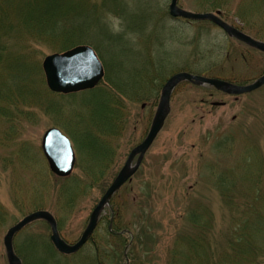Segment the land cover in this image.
I'll list each match as a JSON object with an SVG mask.
<instances>
[{
	"label": "rangeland",
	"instance_id": "rangeland-1",
	"mask_svg": "<svg viewBox=\"0 0 264 264\" xmlns=\"http://www.w3.org/2000/svg\"><path fill=\"white\" fill-rule=\"evenodd\" d=\"M170 3L0 0L7 57L26 59L21 70L0 64V90L21 94L10 118L0 111V264H9L8 230L38 210L56 217L68 243L81 238L131 151L147 137L172 75L242 85L264 75L263 51L211 21L174 18ZM178 4L219 13L264 42V0ZM33 13L77 30L55 41L37 38L23 30ZM75 44L96 49L105 78L80 94L52 92L43 60ZM170 103L141 167L112 197L84 247L61 254L50 225L37 220L15 237L23 264H264V86L235 96L183 82ZM51 128L67 135L77 152L66 178L51 171L43 152Z\"/></svg>",
	"mask_w": 264,
	"mask_h": 264
},
{
	"label": "water",
	"instance_id": "water-1",
	"mask_svg": "<svg viewBox=\"0 0 264 264\" xmlns=\"http://www.w3.org/2000/svg\"><path fill=\"white\" fill-rule=\"evenodd\" d=\"M178 1L171 0L170 4V13L174 18L209 20L224 29L228 35L236 37L264 52L263 41L256 40L230 25L220 17L219 13H195L188 11L181 8L178 5ZM43 68L50 89L54 92L64 94L93 89L105 75L102 62L94 49L88 45L78 46L64 53H55L47 56L43 62ZM182 82L209 85L227 94L242 95L264 86V75L248 85H238L223 79L209 78L189 72H179L173 75L164 86L161 101L147 137L140 145L132 150L125 166L118 173L110 188L91 214L89 225L80 240L75 244H69L62 238L57 219L51 212L47 210L35 211L13 225L4 237L9 264H23L21 258L16 253L14 239L18 232L37 220H45L50 225L52 230L51 241L55 248L63 254H74L88 242L99 223L102 211L110 205V201L115 193L126 182L131 181L132 177L139 170L147 151L154 143L170 114L172 94ZM43 147L51 169L60 177L69 176L72 173L76 161L74 150L69 140L59 130L52 129L46 133L43 140ZM137 156V161L134 164L133 162Z\"/></svg>",
	"mask_w": 264,
	"mask_h": 264
},
{
	"label": "trees",
	"instance_id": "trees-1",
	"mask_svg": "<svg viewBox=\"0 0 264 264\" xmlns=\"http://www.w3.org/2000/svg\"><path fill=\"white\" fill-rule=\"evenodd\" d=\"M41 18L42 17L38 16V14L36 13L30 14L26 20L27 25L23 24L24 26L23 30L29 32L30 34H33L37 38L51 39L53 41L57 40L58 38H61L62 36L69 37L70 35H73L77 30L76 29L77 27H74L73 28L74 30H70L68 29L66 24H61L56 20L47 18L46 21H41ZM7 30H9V28L8 29L5 28L4 30L0 31V64L2 63L6 64L7 69L13 68V70L14 69L21 70V68L23 67L22 64H25L26 62L25 56L16 55L14 58H8L7 54L10 53L6 54L5 52L3 46L4 44L2 43V38H3V33L5 31L7 32ZM48 36H51V38H49ZM76 45L78 44H75L73 46ZM73 46L67 47L61 51H65ZM21 54H23V52ZM17 91L15 92L16 94L15 95L14 93L6 92L2 89L0 90V111L3 112L5 115H7V118H10L9 116L13 115L11 114L13 104L15 103V101H18V97H20L21 95L20 92ZM10 105H12L11 108Z\"/></svg>",
	"mask_w": 264,
	"mask_h": 264
},
{
	"label": "bare ground",
	"instance_id": "bare-ground-1",
	"mask_svg": "<svg viewBox=\"0 0 264 264\" xmlns=\"http://www.w3.org/2000/svg\"><path fill=\"white\" fill-rule=\"evenodd\" d=\"M80 93H82V92H79L78 94H80ZM64 95H71V94H64Z\"/></svg>",
	"mask_w": 264,
	"mask_h": 264
}]
</instances>
